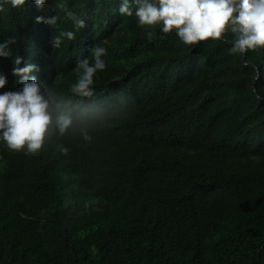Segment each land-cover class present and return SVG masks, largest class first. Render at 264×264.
I'll return each instance as SVG.
<instances>
[{
	"label": "trees",
	"instance_id": "trees-1",
	"mask_svg": "<svg viewBox=\"0 0 264 264\" xmlns=\"http://www.w3.org/2000/svg\"><path fill=\"white\" fill-rule=\"evenodd\" d=\"M62 2L84 29L56 0L4 5L0 42L16 43L0 92L20 87L19 55L71 96L77 60L101 46L94 98L127 105L90 142L53 138L35 154L0 142V264H264V47L230 54L231 33L185 45L119 0ZM45 15L57 24L35 22ZM61 30L76 38L52 48Z\"/></svg>",
	"mask_w": 264,
	"mask_h": 264
},
{
	"label": "clouds",
	"instance_id": "clouds-1",
	"mask_svg": "<svg viewBox=\"0 0 264 264\" xmlns=\"http://www.w3.org/2000/svg\"><path fill=\"white\" fill-rule=\"evenodd\" d=\"M53 0H51L52 4ZM26 0H0V11L5 4L22 7ZM38 11L45 9L49 0H32ZM56 7L64 12L77 30L86 27V21L56 0ZM118 12L136 17L137 23L158 25L163 33H175L185 45L220 40L226 33L233 34L230 54H244L248 50L264 47V0H119ZM57 15L36 16L35 22L50 27L57 24ZM151 38V33H148ZM76 38V32L61 30L51 37V47L59 49L65 41ZM16 40L0 42V57L10 55V45ZM88 58L78 59L75 65L77 80L71 85V96L57 94L44 88L33 71L34 64L24 63L17 55L12 60L11 74L20 85L17 90L0 92V142L13 151L24 150L35 154L50 139L60 141L78 138L90 142L108 121L124 111L127 98L113 94L104 99L94 98V76L105 69L103 56L106 48L90 49ZM7 83L0 74V89ZM61 153L68 149L58 144Z\"/></svg>",
	"mask_w": 264,
	"mask_h": 264
},
{
	"label": "water",
	"instance_id": "water-1",
	"mask_svg": "<svg viewBox=\"0 0 264 264\" xmlns=\"http://www.w3.org/2000/svg\"><path fill=\"white\" fill-rule=\"evenodd\" d=\"M253 90H254V88H253Z\"/></svg>",
	"mask_w": 264,
	"mask_h": 264
}]
</instances>
